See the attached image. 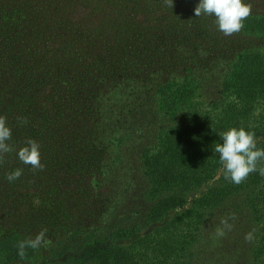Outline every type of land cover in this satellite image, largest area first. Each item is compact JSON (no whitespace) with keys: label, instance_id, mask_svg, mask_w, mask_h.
Wrapping results in <instances>:
<instances>
[{"label":"rangeland","instance_id":"obj_1","mask_svg":"<svg viewBox=\"0 0 264 264\" xmlns=\"http://www.w3.org/2000/svg\"><path fill=\"white\" fill-rule=\"evenodd\" d=\"M256 12L264 0H0V238L37 250L0 264L54 263L44 255L76 222L152 231L141 152L161 124L155 90L188 65L215 76L208 65L245 37L237 19ZM114 122L138 126L122 147ZM250 192L205 216L186 264L262 263L264 202L248 205ZM56 261L73 263L70 251Z\"/></svg>","mask_w":264,"mask_h":264},{"label":"trees","instance_id":"obj_2","mask_svg":"<svg viewBox=\"0 0 264 264\" xmlns=\"http://www.w3.org/2000/svg\"><path fill=\"white\" fill-rule=\"evenodd\" d=\"M241 15L237 26L245 37L208 65L215 76L201 77L188 65L187 73L168 77L155 90L161 124L141 152L147 197L153 200L144 222L153 230L143 233L138 221L109 233L93 228L82 233L76 222L45 260L59 264L70 251L71 264H186L200 223L216 206L245 188L251 190L248 205L264 202L257 171L264 162V12ZM204 80L217 87L207 104ZM111 124L110 143L122 147L136 124ZM36 253L34 241L0 238V256L7 261Z\"/></svg>","mask_w":264,"mask_h":264}]
</instances>
